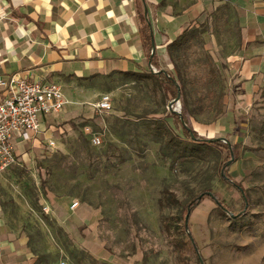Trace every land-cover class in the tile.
Masks as SVG:
<instances>
[{
    "label": "rangeland",
    "instance_id": "374dc122",
    "mask_svg": "<svg viewBox=\"0 0 264 264\" xmlns=\"http://www.w3.org/2000/svg\"><path fill=\"white\" fill-rule=\"evenodd\" d=\"M196 4L204 10L173 56L187 84L194 129L209 138L230 135L239 145L228 170L249 191V205L220 175L226 153L180 163L163 147L158 127L180 131L172 116L181 110L179 100L149 81L110 76L99 83L112 96L111 107L99 110L101 123L49 124L53 145L50 139L29 143L21 161L0 171L3 217L29 238L35 264H182L164 218L171 217L177 235L184 206L206 189L243 217L222 214L209 197L194 208L189 220L205 263L264 264V90L248 104L233 97L228 59L242 44L239 5ZM94 135L101 143L92 142ZM165 190L177 201H166ZM184 255L198 264L190 245Z\"/></svg>",
    "mask_w": 264,
    "mask_h": 264
},
{
    "label": "crops",
    "instance_id": "0c3cea01",
    "mask_svg": "<svg viewBox=\"0 0 264 264\" xmlns=\"http://www.w3.org/2000/svg\"><path fill=\"white\" fill-rule=\"evenodd\" d=\"M234 1L242 10V44L228 59L230 84L233 97L248 104L264 90V0ZM193 4L189 0H0V77L18 74L53 80L66 99L59 113L42 118L36 137L18 144L17 162L29 143L51 139L49 124L70 126L72 119L101 123L97 104L104 93L102 79L141 68L157 70L150 53H157L156 64L167 70L166 44L204 10ZM146 19L154 36L151 50L144 36ZM35 262L29 238L8 226L0 201V264Z\"/></svg>",
    "mask_w": 264,
    "mask_h": 264
},
{
    "label": "trees",
    "instance_id": "16d2710c",
    "mask_svg": "<svg viewBox=\"0 0 264 264\" xmlns=\"http://www.w3.org/2000/svg\"><path fill=\"white\" fill-rule=\"evenodd\" d=\"M145 24L144 36L148 43V47L151 50L154 36L150 20L146 19ZM191 33L192 32H190L189 28H185L178 36L166 44L168 55L171 58L173 68L175 70L174 73L157 65V53H154L153 55L150 53L152 64L157 67V70H154L152 67L148 70L141 68L137 72L132 71V73L125 75L126 77L136 81H149L153 84V86L162 87L166 94L169 93L171 95V100L177 98L178 94H180L181 110L179 112L174 110L172 113L174 121L179 124L180 131H175L173 128L170 129L165 126H159L158 134L162 137L161 141L163 147L166 148L174 156V159L180 163L197 162L206 158L208 154L214 152L226 153V157L219 162L218 170L220 175L224 181L240 190L245 204L249 205V191L240 181H237L228 170L229 163L232 157L235 156L239 145L234 144L230 140V135H227L224 139L220 137L209 138L199 134L193 127L192 108L186 93L187 84L181 75L179 67L175 63V54L173 56V53L181 49L187 43L188 39L191 38ZM209 93L211 94V97L216 95L215 90H209ZM207 197L215 201L222 214H230V217L235 221H240L243 217L242 212L233 214L231 205L211 189L202 191L184 206L183 222L182 227L180 228V230H182L180 234L182 235H179L180 230H177V235H173L172 219L169 216L165 217L164 221L166 232L171 237L175 250L179 253L182 264H191L188 261L187 256L184 255V250L188 248V245H190L193 250L198 264H206L205 258L202 256L196 238L192 232L190 220H186V215L188 212H190L191 215L194 208ZM164 199L166 201H177L176 195L170 190H165Z\"/></svg>",
    "mask_w": 264,
    "mask_h": 264
},
{
    "label": "built area",
    "instance_id": "2783aa9c",
    "mask_svg": "<svg viewBox=\"0 0 264 264\" xmlns=\"http://www.w3.org/2000/svg\"><path fill=\"white\" fill-rule=\"evenodd\" d=\"M111 101V94L103 93L97 107L109 109ZM65 103L61 87L53 80H31L18 74L0 77V171L17 163L18 144L36 137L42 118L59 113ZM92 142L99 144L101 139L94 135ZM49 143L55 142L50 139ZM77 205L74 201L72 209Z\"/></svg>",
    "mask_w": 264,
    "mask_h": 264
},
{
    "label": "water",
    "instance_id": "95a60500",
    "mask_svg": "<svg viewBox=\"0 0 264 264\" xmlns=\"http://www.w3.org/2000/svg\"><path fill=\"white\" fill-rule=\"evenodd\" d=\"M153 53H154V51H153ZM176 100L180 101V94H178ZM220 138H222V137H220ZM222 139H224V138H222ZM210 194H212V193H210ZM189 218H190V212H188V214L186 215V220H189Z\"/></svg>",
    "mask_w": 264,
    "mask_h": 264
}]
</instances>
